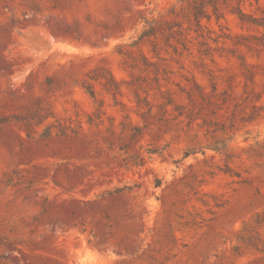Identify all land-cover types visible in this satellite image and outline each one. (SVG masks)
Listing matches in <instances>:
<instances>
[{
    "label": "rangeland",
    "instance_id": "374dc122",
    "mask_svg": "<svg viewBox=\"0 0 264 264\" xmlns=\"http://www.w3.org/2000/svg\"><path fill=\"white\" fill-rule=\"evenodd\" d=\"M0 264H264V0H0Z\"/></svg>",
    "mask_w": 264,
    "mask_h": 264
}]
</instances>
